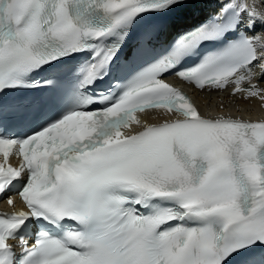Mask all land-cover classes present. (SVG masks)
<instances>
[{
    "label": "snow or ice",
    "instance_id": "6c2138e0",
    "mask_svg": "<svg viewBox=\"0 0 264 264\" xmlns=\"http://www.w3.org/2000/svg\"><path fill=\"white\" fill-rule=\"evenodd\" d=\"M167 77L264 102V0H0V264H264V119Z\"/></svg>",
    "mask_w": 264,
    "mask_h": 264
},
{
    "label": "bare ground",
    "instance_id": "6f19581e",
    "mask_svg": "<svg viewBox=\"0 0 264 264\" xmlns=\"http://www.w3.org/2000/svg\"><path fill=\"white\" fill-rule=\"evenodd\" d=\"M261 84L263 85L262 87H264V82L263 83L261 82ZM216 92H219V91H215V90L211 91V92L204 91L202 93L195 92V96H196V98H197V100H198V102L200 104V108L203 111V113L208 114V112L210 110V101H212V99H213V98H210V97H211V95L214 96V94ZM220 92H223L225 94H229V92H225V91H220ZM207 96H210L208 98V100L206 99ZM227 97L230 98V97H233V96L229 95ZM236 98H237L238 105L244 106V107H248L249 106V107H252V109L254 110L253 112H251L249 114H245V115H241L240 114L238 116H242V117H245V118H248V119H264V102H261V101H259L256 98H252L251 100H247V101L242 100L239 97H236ZM228 100L229 99L227 98V101ZM204 104H205L206 107H204ZM226 111H228V109L224 110V112H226ZM228 112H230V111H228ZM244 113H245V111H244ZM148 117L152 118V114H149Z\"/></svg>",
    "mask_w": 264,
    "mask_h": 264
},
{
    "label": "rangeland",
    "instance_id": "374dc122",
    "mask_svg": "<svg viewBox=\"0 0 264 264\" xmlns=\"http://www.w3.org/2000/svg\"><path fill=\"white\" fill-rule=\"evenodd\" d=\"M262 86L263 85L260 83L259 87H262ZM229 95L230 94H225L223 92H216L214 94V96L213 95H211V97L207 96L206 97L207 100H208L209 97L213 98L212 101H210V110H211V112L222 113V112H224L225 109H228V111H230L229 113H233V114H236V115H240V114L241 115H245V114H249V113L254 111L252 109V107H249V106L248 107H244V106L238 105L237 98L236 97H230V98L227 97ZM227 98L229 99L228 101H227ZM204 107H206L205 104H204ZM244 111H245V113H244Z\"/></svg>",
    "mask_w": 264,
    "mask_h": 264
}]
</instances>
